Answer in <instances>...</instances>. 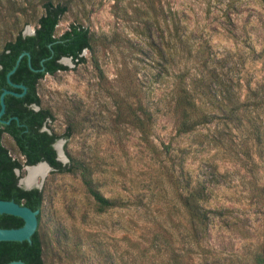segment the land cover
<instances>
[{
	"label": "rangeland",
	"instance_id": "1",
	"mask_svg": "<svg viewBox=\"0 0 264 264\" xmlns=\"http://www.w3.org/2000/svg\"><path fill=\"white\" fill-rule=\"evenodd\" d=\"M39 4L0 0V46L19 29L32 32ZM70 22L106 36L96 45L100 72L83 50V62H61L67 68L44 74L36 91L52 114L50 130L69 133L53 143L61 162L83 161L94 186L123 204L98 212L76 172L48 170L43 264H170V247L184 264H250L264 247V0H72L55 34ZM183 66L210 96L195 94L202 105L244 101L261 144L244 118L229 121L225 111L177 133L172 74ZM127 103L140 117L150 113L144 137ZM1 143L23 163L8 135ZM192 187L202 189L204 213L194 234L179 201Z\"/></svg>",
	"mask_w": 264,
	"mask_h": 264
},
{
	"label": "trees",
	"instance_id": "2",
	"mask_svg": "<svg viewBox=\"0 0 264 264\" xmlns=\"http://www.w3.org/2000/svg\"><path fill=\"white\" fill-rule=\"evenodd\" d=\"M72 0H40L39 13L31 8L33 17V32L22 34L20 29L15 35L5 40L0 46V92L7 89L20 93L22 88L12 84H22L25 91L21 96L7 93L3 97L4 112L1 115L3 122L0 125V199L13 200L30 209H38L36 219L40 227L42 191L37 188L24 189L17 184L18 171L22 165L45 161L56 171L76 172L92 196L94 209L102 212L107 208L119 206L123 203L116 199L105 197L93 184L89 167L80 159L68 155V162L62 163L56 158L53 143L59 137H68L69 133L55 134L50 130L48 120L52 119L51 112L41 106L36 91L38 80L44 74H53L58 70H65L66 65L59 59L69 57L74 64L85 60L81 54L87 50L94 67L97 66L96 45L106 40L105 35H96L87 27L78 22H70L60 34H55V27L64 12L67 11ZM27 8H18V12H26ZM153 21L158 23L159 16L153 11ZM146 15H148L146 13ZM158 16V17H157ZM30 21H26L28 23ZM22 54L19 58L18 55ZM171 60V59H169ZM14 71L6 80V73L14 67ZM172 103L171 110L174 116V127L177 133H185L199 125H204L216 118V112H226L229 121H240L244 118L250 126V134L258 144H261L260 135L250 113L246 112L245 102H238L237 98L226 97L228 102L211 99L208 105H202L196 100L195 94L208 96L197 78L188 82V69L183 66L172 74ZM128 90L131 87L128 85ZM131 94V93H130ZM129 95V93H128ZM242 104V114L238 113V106ZM244 104V105H243ZM127 106V116L141 135L144 137L151 122V115L146 109H141L142 117L136 115L130 103ZM213 108L214 110H210ZM44 127L46 129H44ZM2 134L8 135L16 147L22 162L11 157L8 150L1 143ZM202 189L192 187L179 194V201L184 208L191 234L195 233L198 225L203 224L204 213L200 210L199 200L203 199ZM21 218L0 216V227H19ZM264 227V224H263ZM43 241L40 231L23 246L0 243V264L10 260H22L27 264H43ZM170 264H184L182 255L173 248L168 249ZM250 264H264V247L253 253Z\"/></svg>",
	"mask_w": 264,
	"mask_h": 264
},
{
	"label": "water",
	"instance_id": "3",
	"mask_svg": "<svg viewBox=\"0 0 264 264\" xmlns=\"http://www.w3.org/2000/svg\"><path fill=\"white\" fill-rule=\"evenodd\" d=\"M33 32V30H32ZM31 32V33H32ZM22 34H31L27 33L26 31L21 32ZM26 54L28 56L27 52H21L18 55V58L22 55ZM69 57H61L59 59L60 62H67L69 61ZM14 67H12L7 73H6V80L9 84H12L8 78V76L14 71ZM13 86L22 88V91L20 93H16L7 89H3L0 92V125L3 122H8L7 120H2L1 115L4 112V102L3 97L7 93H11L16 96H21L25 91V86L22 84H12ZM53 148L56 151V156H58V148L56 145L53 144ZM61 152V151H60ZM59 161V157H57ZM38 163H44L48 170H51L52 168L47 164L45 161H38L34 164L26 165L25 167H31ZM15 171H18L15 169ZM42 179L39 180L37 184L34 185H26L21 182V178H18L17 184L21 186L24 189H30V188H37L40 189L42 185ZM38 213V209H30L29 207L19 204L13 200H4L0 199V216L4 217H14V218H21L23 223L19 227H9V228H2L0 227V243L3 244H11V245H19L23 246L26 242H28L33 236H35L41 229L38 225L36 215ZM4 264H27L22 260H10Z\"/></svg>",
	"mask_w": 264,
	"mask_h": 264
},
{
	"label": "bare ground",
	"instance_id": "4",
	"mask_svg": "<svg viewBox=\"0 0 264 264\" xmlns=\"http://www.w3.org/2000/svg\"><path fill=\"white\" fill-rule=\"evenodd\" d=\"M56 147L58 148V156L59 158H61L62 154L59 150L58 145ZM47 171L48 168L44 163H38L34 166L26 167V175L21 177V182L26 185L37 184L39 180L45 176Z\"/></svg>",
	"mask_w": 264,
	"mask_h": 264
},
{
	"label": "flooded vegetation",
	"instance_id": "5",
	"mask_svg": "<svg viewBox=\"0 0 264 264\" xmlns=\"http://www.w3.org/2000/svg\"><path fill=\"white\" fill-rule=\"evenodd\" d=\"M56 158H57V156H56Z\"/></svg>",
	"mask_w": 264,
	"mask_h": 264
}]
</instances>
